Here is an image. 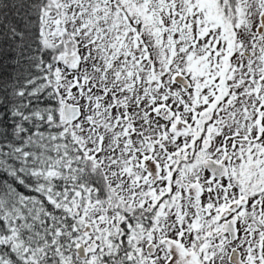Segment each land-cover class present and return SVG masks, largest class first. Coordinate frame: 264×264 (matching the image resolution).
Here are the masks:
<instances>
[{
    "label": "snow or ice",
    "instance_id": "6c2138e0",
    "mask_svg": "<svg viewBox=\"0 0 264 264\" xmlns=\"http://www.w3.org/2000/svg\"><path fill=\"white\" fill-rule=\"evenodd\" d=\"M0 264H264V0H0Z\"/></svg>",
    "mask_w": 264,
    "mask_h": 264
}]
</instances>
